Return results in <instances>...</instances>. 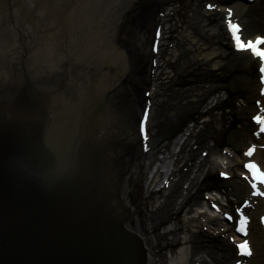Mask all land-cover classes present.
I'll list each match as a JSON object with an SVG mask.
<instances>
[{"label":"rangeland","instance_id":"1","mask_svg":"<svg viewBox=\"0 0 264 264\" xmlns=\"http://www.w3.org/2000/svg\"><path fill=\"white\" fill-rule=\"evenodd\" d=\"M228 1L139 0L119 29V38H130L128 41L133 45L134 52L141 54V72H136L127 83L132 109L134 106L141 113L143 91L154 86L147 136L154 137L155 154L139 153L134 166L129 168L125 188V196L133 207L134 230L146 239L151 253L149 264H170L169 257L179 255L177 252L183 246L190 251L187 264H239L241 246L246 241L253 248L249 264H264V220L257 219L258 215L252 213L253 218L249 217L251 221L248 222L250 234L240 237L235 230L240 220L231 226L217 218L210 221L204 217L203 220L197 213L199 208L204 207V195L208 189V184L202 186L205 180L200 181L201 174L208 171L207 174L214 172L217 175L221 163L219 158L226 153L231 154L226 155V161L232 167L229 172L233 177L224 181L223 191L231 197V206L233 201L238 204L242 198L247 199L248 186L242 188L243 181L235 174L243 171L240 161L246 159L247 148L254 145L252 141L256 138L252 131L259 124L253 121V127L251 122L257 115L250 118L260 112L254 106L260 87L255 72L257 66L254 65L258 62L247 53L234 51L232 56L222 14L208 12L205 8L207 4L219 7ZM244 6L236 9L246 25V34L263 33L264 0L250 7ZM160 7L162 12H167L165 17L163 14L159 16ZM159 20L163 23V46L168 44L169 47L165 55L162 53L157 70L152 73L155 80H149L151 62L148 51ZM232 65L238 66L227 74L229 83H218L222 78L217 74L223 77V70L230 69ZM224 89H228L229 93H241L245 100L235 96L226 104L223 103L224 96L220 95L214 107L208 104L210 96L216 95L215 92L222 93ZM226 105L230 106L232 113L223 110ZM230 116L238 123L241 121V125L232 123L229 126L226 121ZM244 119L248 121L243 122ZM192 120L199 122L190 130L188 123ZM257 127L255 131L258 133ZM188 130L192 134L184 142L171 171L172 176L176 175L173 179L176 182L172 187L165 186L161 194H149L152 191L149 184L152 157L159 159L156 154L167 149L173 137L178 138L181 131ZM203 151L207 152L205 160ZM260 156L264 159V148ZM190 178H193L192 183H188ZM189 184H192L191 189L186 190L185 185ZM245 203L243 201L241 206H246ZM252 208L254 212L255 203ZM235 218L237 220L239 215ZM211 224L215 227L212 228Z\"/></svg>","mask_w":264,"mask_h":264},{"label":"water","instance_id":"2","mask_svg":"<svg viewBox=\"0 0 264 264\" xmlns=\"http://www.w3.org/2000/svg\"><path fill=\"white\" fill-rule=\"evenodd\" d=\"M70 79L92 78L0 97V264H148L122 198L131 112L117 88Z\"/></svg>","mask_w":264,"mask_h":264},{"label":"bare ground","instance_id":"3","mask_svg":"<svg viewBox=\"0 0 264 264\" xmlns=\"http://www.w3.org/2000/svg\"><path fill=\"white\" fill-rule=\"evenodd\" d=\"M25 1L0 0V97L24 85H51L80 72L117 88L115 80L136 64L135 55L119 43L118 34L139 0ZM233 1L237 9L243 6L242 0ZM128 108L131 115L121 129L133 160L141 137L135 130L137 116ZM219 160L225 163L226 157ZM207 206L205 201L198 214L214 220L221 211L215 213ZM217 216L222 218L223 213ZM179 249L170 264H187L190 251L186 246Z\"/></svg>","mask_w":264,"mask_h":264},{"label":"snow or ice","instance_id":"4","mask_svg":"<svg viewBox=\"0 0 264 264\" xmlns=\"http://www.w3.org/2000/svg\"><path fill=\"white\" fill-rule=\"evenodd\" d=\"M229 23H230V26H231L232 31L234 33L239 31L238 25L232 24L231 21ZM235 40H236V43H237V47H239L241 49H243L245 47L250 48L254 52V54L256 56L261 57L262 59H264V51H260L258 49V47H257V45L264 44V38H258L255 41V43H253V41H251V40H248L246 45L244 43H242L241 37L239 35L235 36ZM262 71H264V69H262ZM248 167L249 168H254L255 166L254 165H248ZM259 179L261 180L262 183H264V173H260L259 174ZM240 230L243 231L244 230L243 227H241ZM246 247H247V245H242L241 246V248H246ZM247 254L251 255V252H248Z\"/></svg>","mask_w":264,"mask_h":264}]
</instances>
